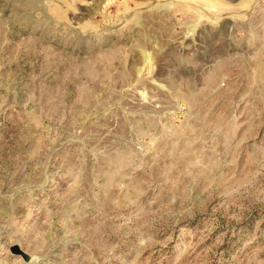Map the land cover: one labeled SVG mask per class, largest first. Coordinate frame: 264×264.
<instances>
[{"label":"rangeland","instance_id":"1","mask_svg":"<svg viewBox=\"0 0 264 264\" xmlns=\"http://www.w3.org/2000/svg\"><path fill=\"white\" fill-rule=\"evenodd\" d=\"M0 264H264V0H0Z\"/></svg>","mask_w":264,"mask_h":264},{"label":"water","instance_id":"2","mask_svg":"<svg viewBox=\"0 0 264 264\" xmlns=\"http://www.w3.org/2000/svg\"><path fill=\"white\" fill-rule=\"evenodd\" d=\"M13 252L15 253V254H18V255H20V256H22L24 259H27V256L19 249V248H14L13 249Z\"/></svg>","mask_w":264,"mask_h":264}]
</instances>
